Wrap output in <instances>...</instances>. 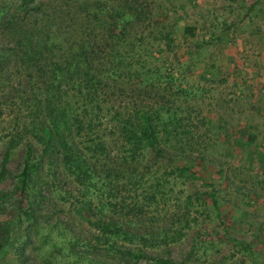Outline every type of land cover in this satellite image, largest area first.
Listing matches in <instances>:
<instances>
[{"label": "trees", "instance_id": "obj_1", "mask_svg": "<svg viewBox=\"0 0 264 264\" xmlns=\"http://www.w3.org/2000/svg\"><path fill=\"white\" fill-rule=\"evenodd\" d=\"M254 7L251 4L248 10ZM167 17L156 16L144 0L1 2L3 165L11 150L24 151L18 215L0 222V253H12L13 264H137L142 257L141 250L134 252L124 243L139 236L126 229L125 217L141 215L144 203L130 206L123 198L117 201L97 184L108 180L112 187L132 173L135 177L147 155L154 162L194 160L191 154L199 142L193 118L176 98L185 91L178 87L173 92L171 73L165 75L160 66L164 54L160 45L166 54L175 55V36L164 23ZM229 29L230 25H221L222 32ZM182 35L193 39L196 28L184 26ZM220 39L216 36L215 41ZM41 164L49 170L61 167L71 182L83 188L75 214L87 227V235L69 234L60 226L62 219L52 223L40 194L35 200L28 197L39 188L31 185V175ZM176 169L194 177L190 167ZM91 188L96 203L87 198ZM16 189L0 191V216L7 213L1 202L16 196ZM66 193L73 197L72 190ZM207 196L218 212L215 190ZM153 197V192L145 196L148 201ZM188 227L185 220L184 228L163 238L180 240Z\"/></svg>", "mask_w": 264, "mask_h": 264}, {"label": "rangeland", "instance_id": "obj_2", "mask_svg": "<svg viewBox=\"0 0 264 264\" xmlns=\"http://www.w3.org/2000/svg\"><path fill=\"white\" fill-rule=\"evenodd\" d=\"M144 1L156 16H168L164 23L175 36V55L166 54L160 45L164 51L160 66L165 75L171 73L173 92L178 87L185 91L176 98L191 112L199 145L193 147V162H154L147 155L136 167L135 177L132 173L112 187L108 180L98 182V188L114 194L117 201L123 198L130 206L144 203L141 215L125 217L126 229L139 236L124 246L141 250L137 264H163L159 259L165 264H264V0ZM251 4L255 7L249 11ZM222 24L230 29L222 32ZM187 25L196 28L193 39L182 35ZM201 118L204 123L197 122ZM4 152L0 142V191L23 188L18 177L23 149L11 150L3 165ZM177 166L190 167L194 177L180 175ZM31 178V185L39 188L28 197H43L51 222L62 219L60 226L69 234L84 231L87 235V227L75 214L83 188L71 182L61 167L49 170L41 164ZM211 189L218 212L207 196ZM70 190L73 197L67 198ZM152 192L154 197L148 201L145 196ZM95 194L91 188L87 195L92 203L98 200ZM20 195L19 190L1 202L7 213L0 222L17 217ZM185 220L189 227L180 240L172 243L163 238L184 228ZM0 256V264L14 263L12 253Z\"/></svg>", "mask_w": 264, "mask_h": 264}]
</instances>
